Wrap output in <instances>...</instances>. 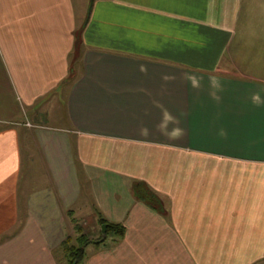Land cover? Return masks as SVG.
<instances>
[{
	"label": "crops",
	"instance_id": "0c3cea01",
	"mask_svg": "<svg viewBox=\"0 0 264 264\" xmlns=\"http://www.w3.org/2000/svg\"><path fill=\"white\" fill-rule=\"evenodd\" d=\"M84 5L0 0V264H57L86 216L126 235L85 264H259L264 0H96L78 48Z\"/></svg>",
	"mask_w": 264,
	"mask_h": 264
},
{
	"label": "trees",
	"instance_id": "16d2710c",
	"mask_svg": "<svg viewBox=\"0 0 264 264\" xmlns=\"http://www.w3.org/2000/svg\"><path fill=\"white\" fill-rule=\"evenodd\" d=\"M134 194L138 200L145 203L150 208L163 212L165 210L159 197L148 189L144 184H138L134 188ZM99 225H107L106 238L103 239L102 235L99 239L91 238L90 234H87V230L84 226L79 223H75L77 237L73 239L68 237L61 248L65 249L66 257L68 258L69 264H81L84 263L86 257L87 247L92 245H100L98 248L110 249L117 246L124 239L126 235V228L122 224L109 223L105 219L101 218ZM73 240L79 243V247L71 246L74 245ZM108 244L106 245L105 243ZM101 244H104L101 246Z\"/></svg>",
	"mask_w": 264,
	"mask_h": 264
},
{
	"label": "rangeland",
	"instance_id": "374dc122",
	"mask_svg": "<svg viewBox=\"0 0 264 264\" xmlns=\"http://www.w3.org/2000/svg\"><path fill=\"white\" fill-rule=\"evenodd\" d=\"M85 1V9L87 8V6H88V8H87V17H88V15H89V10H90V6H91V2H92V0H84ZM94 2H96V0L94 1ZM87 3H88V5H87ZM87 17H86V19H87ZM88 18H90V15H89V17ZM86 19L84 20V22H83V26H81V29H79L78 30V32H79V35H80V39H81V42H82V36H83V32H84V29H83V27L85 26V22H86ZM83 29V30H82ZM62 112H60V111H58V112H56V116L58 117V119L60 120L61 119V117H62ZM22 117V116H21ZM48 124L49 125H51V126H56V125H58L59 124V121H56V120H53V119H50V118H48ZM31 141V140H30ZM36 149H37V147L33 144V142H32V144H31V151H36ZM33 152V153H34ZM37 154V153H36ZM23 163H24V174H26V172H27V174H28V176L27 177H24L23 175H21V184H25L26 185V182L30 179L31 181H33L36 177H35V175H32L35 171L34 170H38V169H41V170H43V168H44V163H43V161L38 157V156H35L34 157V164H31V161L29 160V157L28 158H26V156L24 155V157H23ZM46 170V169H45ZM44 170V171H45ZM22 178L23 179H25V180H27L26 182H22ZM30 185H32V184H30ZM21 194H23V189H21V192H20ZM21 201H22V198H21ZM79 220H80V218H79ZM89 220V216H86V217H82L81 218V224L83 225V224H85V222H87ZM22 227H23V224L22 223H19L18 224V226H17V228H15L13 231H12V235L10 234V236L8 235L7 237H3L2 239H0V242H4V241H6V240H8V239H10V238H12L13 236H15L16 235V233H18V232H20L21 231V229H22ZM85 228H86V230L88 229V227H87V225L86 226H84ZM102 228V227H101ZM87 234L89 235L90 234V236H91V238H93V239H99V238H101V235H102V231H101V229L100 228H98L97 230H96V232H95V234L94 235H92L91 234V232H87ZM72 238L73 239H76V237L75 236H72ZM72 244H74V245H71V246H75V247H79V243L78 242H76V240H73V243ZM106 245L108 244V242L107 243H105ZM104 244H101V246H103ZM100 245H92V244H90L88 247H87V251H86V255H87V253L88 252H90V251H93V250H95V249H97L98 247H99ZM98 249H101V248H98ZM90 254V253H89ZM54 256H55V259H56V261H57V264H69V262H68V258L66 257L67 255H66V253H65V249L64 248H60V250H58V251H55V254H54ZM85 262H86V257H85V261H84V263H81V264H85ZM259 264H264V260L263 261H261Z\"/></svg>",
	"mask_w": 264,
	"mask_h": 264
},
{
	"label": "water",
	"instance_id": "95a60500",
	"mask_svg": "<svg viewBox=\"0 0 264 264\" xmlns=\"http://www.w3.org/2000/svg\"><path fill=\"white\" fill-rule=\"evenodd\" d=\"M94 1L95 0H92V2H91V6H90V10H89V15L91 16V13H92V9H93V5H94ZM89 15H88V17H89ZM87 17V19H86V23L85 24H87L88 23V21H89V19L90 18H88ZM85 27V26H84ZM84 27H83V29H84ZM82 29V30H83ZM80 44H81V39H80V35L78 34V43H77V46H78V48L80 47ZM101 231H102V237H103V239H105L106 238V231H107V225H103L102 226V228H101Z\"/></svg>",
	"mask_w": 264,
	"mask_h": 264
},
{
	"label": "clouds",
	"instance_id": "9594fccd",
	"mask_svg": "<svg viewBox=\"0 0 264 264\" xmlns=\"http://www.w3.org/2000/svg\"><path fill=\"white\" fill-rule=\"evenodd\" d=\"M256 98H257V97H255V96L253 97V99H256Z\"/></svg>",
	"mask_w": 264,
	"mask_h": 264
}]
</instances>
